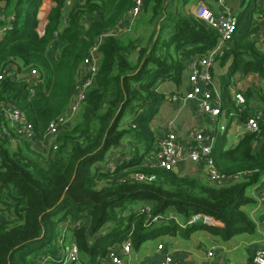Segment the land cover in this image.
<instances>
[{"label": "trees", "instance_id": "trees-1", "mask_svg": "<svg viewBox=\"0 0 264 264\" xmlns=\"http://www.w3.org/2000/svg\"><path fill=\"white\" fill-rule=\"evenodd\" d=\"M0 2L10 10L1 12L13 16L0 39V73H14L0 80V102L26 118L35 142L49 145L44 156L0 112V264H66L70 244L81 264H98L126 239L137 249L150 239L178 233L187 239L198 230L224 241L254 232L241 207L252 202L246 188L264 174V146L256 150L253 145L264 133V118L262 133H248L227 150L220 136L213 146L216 169L225 176L249 172L242 181L215 186L181 172L154 171L152 182H117L127 173L147 171L142 161L160 134L151 124L166 99L157 85L179 86L186 60L207 54L217 42L211 28L186 14V0H145L133 34L131 29L122 36L110 34L133 0H53L42 37L35 32L41 0ZM254 10L235 15L236 32L219 58L222 66L231 60L228 83L221 88L222 109L228 112L235 111L228 87L236 73L264 80V53L256 47L257 28L251 27ZM143 25L151 28L144 40ZM94 44L98 69L78 118L45 142L48 125L67 108ZM112 150L118 163L108 173L102 162ZM145 207L152 216L171 212L182 222L201 214L214 225L181 229L162 218L146 227ZM61 230L70 233L69 245L65 236L59 241Z\"/></svg>", "mask_w": 264, "mask_h": 264}, {"label": "built area", "instance_id": "built-area-1", "mask_svg": "<svg viewBox=\"0 0 264 264\" xmlns=\"http://www.w3.org/2000/svg\"><path fill=\"white\" fill-rule=\"evenodd\" d=\"M221 2V0H214ZM145 0H133L131 8L127 11L124 21L117 27V29L110 35L122 36L129 33L135 25L137 19L142 13ZM54 6L53 0H41L40 7L36 14L37 26L35 32L38 37L44 35V30L47 24V16L51 8ZM221 13H214L206 6H198L194 12V18L202 24L211 28L217 34V42L212 50L207 54L190 56L185 63L186 82L187 87L183 94H173L171 96L172 102L183 100L185 102H196L198 116L205 118L210 122V126L217 123L221 114L220 92L215 87L213 68L219 58L229 49V42L231 41L237 28V21L235 14L223 4ZM259 21L264 28V1L259 5ZM13 20V16H5L0 11V39L9 29V24ZM98 44H94L90 50L89 60L82 67L80 77L75 87L74 94L65 109L53 122L48 125L44 135V140L52 142L60 127H64L73 123L82 109L86 94L93 84V78L97 73L98 59H97ZM35 74L34 71L31 72ZM12 69H5L0 73V80L5 77H13ZM234 107L238 113L245 104V100L241 94H236L233 97ZM4 112L7 123L13 127L16 134L34 141V135L31 124L26 118L14 108H9L0 102V112ZM264 118V114L258 112L254 115L248 116L244 123L246 132L259 133L261 132L260 121ZM223 128L221 129V131ZM5 133V128L3 129ZM56 149V147H53ZM213 143L209 134L204 131H196L190 129L186 133L184 140H179L176 132L166 130L160 132L155 143L154 150L147 156L141 164V167L147 171L127 173L121 177L117 182H133L146 183L152 182L156 178L154 171H173L175 167H179L184 162H189L195 166H201L204 170V176L209 182H220L223 180H233V182L242 181L249 172H241L234 176H225L221 174L214 165L212 158ZM127 157L123 158L126 159ZM118 163L117 159L110 161L109 165L105 166L108 173H113L115 166ZM259 196L264 200V186L259 190ZM146 222L145 226H150L154 223L160 222L162 218L167 220H174L178 226L183 229L188 226L202 225L213 226L211 217L201 214H193L186 222H180L173 214L165 216H152L149 207L142 209ZM120 253H116L112 247L106 255V259L110 264H128L126 258L132 250V242L129 239L122 241L119 244ZM162 245L157 246L158 251L163 250ZM65 263L70 264L78 261V250L74 244H70L64 251ZM208 261L213 260L214 252L210 250L206 253ZM252 264H264V247L258 249L252 258ZM160 264H177L173 254L165 253ZM210 264H214L213 262Z\"/></svg>", "mask_w": 264, "mask_h": 264}, {"label": "crops", "instance_id": "crops-1", "mask_svg": "<svg viewBox=\"0 0 264 264\" xmlns=\"http://www.w3.org/2000/svg\"><path fill=\"white\" fill-rule=\"evenodd\" d=\"M262 1L264 0H250L249 3L246 0H240V3L236 7L237 12L235 15L244 11L248 7L255 6L256 10L251 12V27L257 28L255 34V40L257 41L256 47L259 51L264 53V28L258 18V8ZM223 4L226 5V0H221L219 3L214 0H186L184 9L188 16L194 18L195 9L198 6H206L214 13H221L223 10ZM97 59L99 61L98 55ZM230 63L231 60L226 65L222 66L218 60L213 68L214 83L215 87L220 92L221 105H223L221 88L228 83L226 74ZM258 80L263 82L261 88L257 87ZM229 82H232V85L228 87L232 99L236 94H241L245 100V104L241 109V113H238L235 107V111L233 110L230 112L224 107L223 109L221 108V114L217 121L219 124L217 125V123H215L213 126H210L208 120L198 116L196 102H185L183 100L172 102L171 99L168 98L173 94H183L185 92L187 87L186 72L179 86H175L168 82L158 84V91L166 95V99L160 104L158 114L153 119L151 124L153 131L158 133L172 130L176 132L179 140H184L188 130H202L210 135L213 146L216 139L223 136L225 141L224 150L234 147L246 134H248L244 127L246 118L258 112L264 114V80L255 73H248L247 75L242 76L238 72ZM242 82H244V84ZM226 117H229V120H226ZM222 128L223 130L221 131ZM257 134H260V132ZM253 145L256 150L264 146V133L262 135H257L254 138ZM34 147L36 150L40 151L41 149L43 151L44 148H49V145L47 143L36 141L34 142ZM113 156L114 154H110L107 157L112 161L115 158ZM110 161L106 162V166L109 165ZM178 172H181L183 175L209 182L207 177L204 176L203 167L195 166L189 162L182 163L178 167ZM210 183L215 186H227L234 182L232 179H228ZM263 186L264 174L255 184L247 187L244 191L245 197L252 200V202L243 205L241 210L245 212L253 222L254 232L241 233L226 241L219 236L212 235L203 230L191 233L187 239L182 238L179 233L174 236H160L143 242L137 249L132 247L129 256L126 258L128 264H160L163 254L165 253L173 254L177 264H210L212 262L214 264H252L251 261L254 253L258 249L264 247V200L259 196V190ZM169 214L173 213L170 212ZM179 221L182 222L181 220ZM68 236V234L67 236L65 235L67 245L70 244V236ZM152 240L156 243V246H149ZM119 244L120 243L112 246L116 253H120ZM158 245L164 247L162 251L157 250ZM210 250H213L214 258L213 260L208 261L206 253ZM70 264L81 263L77 261ZM98 264L110 263L105 257V259L101 260Z\"/></svg>", "mask_w": 264, "mask_h": 264}, {"label": "rangeland", "instance_id": "rangeland-1", "mask_svg": "<svg viewBox=\"0 0 264 264\" xmlns=\"http://www.w3.org/2000/svg\"><path fill=\"white\" fill-rule=\"evenodd\" d=\"M247 2H250V0H246ZM240 3V0H226V5H227V7L234 13V14H236V12H237V10H236V7L238 6V4ZM4 12H6V13H9V9H2ZM134 27V26H133ZM151 31V28L150 27H148V26H145V25H143L140 29H139V33H141V34H143V35H141V37L143 38V40H144V38L149 34V32ZM133 28H132V31L130 32V34L132 35L133 33ZM253 83V82H252ZM257 87L258 88H261V86L263 85V82L260 80H258L257 81ZM229 117H226V120H229L228 119ZM222 122H223V120H222ZM219 124V122L217 123V125ZM230 124V123H229ZM162 132H164V131H162ZM126 142H127V140L124 142L123 141V146L125 147V144H126ZM128 144V143H127ZM37 151H39V150H37ZM48 151H49V149L48 148H44L43 149V151L40 149V153L41 154H43L44 156H46L47 155V153H48ZM43 152V153H42ZM111 154H113V150H112V153ZM105 161L107 162H109L110 161V159H108V157H107V159L106 160H104V162H102V166H105ZM101 182H99V183H96V185L97 186H101ZM69 236H70V233L69 232H66ZM67 234H65V233H63L62 231H61V233H60V236H59V241H61L62 240V238L66 235L67 236ZM68 236V237H69ZM71 238V237H70ZM156 243H154V241L152 240V242L149 244V246H156L155 245Z\"/></svg>", "mask_w": 264, "mask_h": 264}, {"label": "water", "instance_id": "water-1", "mask_svg": "<svg viewBox=\"0 0 264 264\" xmlns=\"http://www.w3.org/2000/svg\"><path fill=\"white\" fill-rule=\"evenodd\" d=\"M5 8V2H0V11L2 10V9H4ZM243 84H244V82H242ZM173 172H175V173H177L178 172V167H175L174 169H173Z\"/></svg>", "mask_w": 264, "mask_h": 264}]
</instances>
